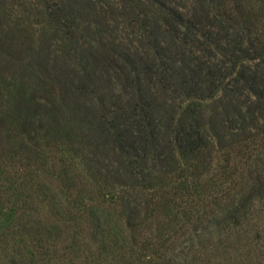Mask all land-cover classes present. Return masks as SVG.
<instances>
[{
    "label": "rangeland",
    "instance_id": "1",
    "mask_svg": "<svg viewBox=\"0 0 264 264\" xmlns=\"http://www.w3.org/2000/svg\"><path fill=\"white\" fill-rule=\"evenodd\" d=\"M62 1L0 0V264H264V199L256 202L260 211L241 236L229 233L224 237L212 227V219L207 221L210 215H205L201 221L171 226L168 239L147 250L150 254L125 243L128 233L123 210L109 196L151 197L156 213L145 220L153 225L172 213L166 199L189 179V175L180 177L179 172H188L198 154H181L175 148L171 170L151 169L150 186L144 190L123 185L124 191H120L115 181L102 190L92 185L83 164L85 155H95L108 167L118 165L119 158L125 161L126 156L111 150L107 137L98 132L99 109L78 111L69 99L56 94L60 92L57 74L62 69L89 67L90 50L102 49L116 58L122 50L137 48L143 53L149 48L131 32L132 9L127 0H72V8L78 9L74 18L58 11ZM180 1L188 7L192 0H158L155 4L165 2L182 9ZM56 11L59 21L54 17ZM215 54L213 60L219 62L222 56ZM115 72L109 68L108 78L114 90L121 91ZM19 94L33 95L46 104L42 124L49 118L47 131L35 118L24 128L27 134L7 119L5 109ZM156 94L154 118L160 125L161 143L177 132L182 108L189 105L202 113L212 143L203 156L197 181L200 185L216 184L225 164V150L219 149L212 135L211 121L226 118L222 92L205 99L182 100L160 91ZM89 96L97 108L98 100ZM127 98L124 92L122 101ZM86 100L91 106V100ZM57 105L59 110L51 108ZM171 115L173 123L167 126ZM76 145L78 155L73 150Z\"/></svg>",
    "mask_w": 264,
    "mask_h": 264
},
{
    "label": "trees",
    "instance_id": "2",
    "mask_svg": "<svg viewBox=\"0 0 264 264\" xmlns=\"http://www.w3.org/2000/svg\"><path fill=\"white\" fill-rule=\"evenodd\" d=\"M67 1L60 3L58 11L74 18L78 9L72 8V0ZM127 1L132 9L131 32L149 50H122L116 58L102 49L90 50L89 67L62 69L57 74L60 92L56 94L65 101L69 99L78 111L99 109L98 132L107 137L111 150L126 156L125 161L119 158L118 165L108 167L95 155H85L86 174L99 190L111 186L112 181L118 183L120 191H124L123 185L144 190L150 186L151 169L171 170L175 148L181 154H198L188 172H179L180 177L186 179L189 175V179L166 199L173 207L172 213L158 218L153 225L145 220L156 213L151 197L109 196L123 210L128 233L125 243L150 254L149 250L168 239L171 226L192 219L201 221L205 215H210L207 221L212 219V227L224 237L229 233L241 236L260 211L256 202L264 199V0H192L188 7L180 1L182 9L165 2L157 6L158 0ZM216 52L222 56L219 62L213 60ZM109 68L115 69L121 91L114 90ZM157 91L174 100L205 99L222 92L226 118L211 121L212 135L219 149L225 150V164L216 184L211 181L200 185L197 181L203 156L212 143L202 113L193 106L182 108L177 132L161 143L160 125L154 118ZM124 92L128 95L126 102L122 101ZM89 94L98 100L97 108ZM10 102L5 114L9 121L20 125V132L28 133L24 128L34 122L33 118L40 120L46 131L49 129V118L42 124L46 104L35 96L19 94ZM51 108L60 109L59 105ZM172 117L167 126L172 125ZM73 150L79 154L77 145Z\"/></svg>",
    "mask_w": 264,
    "mask_h": 264
}]
</instances>
